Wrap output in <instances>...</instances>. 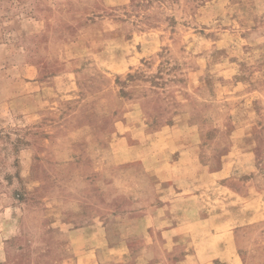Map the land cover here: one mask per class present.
<instances>
[{
	"label": "rangeland",
	"instance_id": "1",
	"mask_svg": "<svg viewBox=\"0 0 264 264\" xmlns=\"http://www.w3.org/2000/svg\"><path fill=\"white\" fill-rule=\"evenodd\" d=\"M95 215L105 264H264V0H0V264H83Z\"/></svg>",
	"mask_w": 264,
	"mask_h": 264
},
{
	"label": "crops",
	"instance_id": "2",
	"mask_svg": "<svg viewBox=\"0 0 264 264\" xmlns=\"http://www.w3.org/2000/svg\"><path fill=\"white\" fill-rule=\"evenodd\" d=\"M86 129L87 127H82L75 132L68 133L67 135L62 137L61 140L66 144L68 143L70 145H73V143H75L76 144L75 146L81 143H88L90 142L92 136H90V131L85 132ZM112 148L113 146L110 145L109 146L110 152L112 151ZM74 151L75 150H73L72 147V151L64 152L63 154H65V157L67 155L66 158L68 159L73 155L72 152ZM149 159L150 156L144 157L140 159V161L143 164H145V162H147ZM174 186H176L175 182L166 180L165 183H162L161 186L159 185V187H154V185L150 187L153 193H149L147 195V199H149L148 201H146V199L145 200L141 199L140 201L135 198L132 200H128L126 202L129 207V210H138V212H140L141 215H143V217L140 215L141 218L132 217L131 219H128V222L134 226L132 227V230L129 231L130 232L129 236H131V238L134 236H138V237L141 236L145 238L146 235L147 236L149 235L148 228L146 226V223L148 222L147 221L148 214L146 215L147 211L141 209H144L145 207H149L158 198H161L165 194L174 191L175 188ZM86 218L87 217L85 216H81V217L79 216L78 222L84 221L86 220ZM102 219L103 218L101 216L95 215L91 218L90 221L93 223L90 222L82 223L80 225H77L76 227H72V229L67 233V235L69 237L71 236V238H78L77 240V245L79 247V249H77L79 254L78 259L81 258L83 260L82 261L83 264H105V262L114 261L115 258L118 259V260L116 259L117 262H120L125 255L129 254L130 247L128 242H124L117 245H113L110 243L109 238L107 236V230H106L107 227L104 226L103 224L104 222L102 221ZM87 220H89V218H87ZM64 223L67 222L64 221ZM141 224L145 226L144 230L142 229ZM136 226L137 227L140 226V228L136 229ZM72 244H75V242L72 241ZM112 253H118L119 255H117L118 257L111 256V258L103 257V254L113 255ZM137 260L138 259H134L135 263L133 262L131 264H144V262L141 263V261H137Z\"/></svg>",
	"mask_w": 264,
	"mask_h": 264
}]
</instances>
